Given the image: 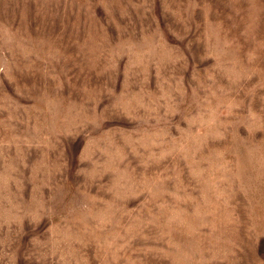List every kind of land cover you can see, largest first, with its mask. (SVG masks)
<instances>
[{"label": "rangeland", "instance_id": "374dc122", "mask_svg": "<svg viewBox=\"0 0 264 264\" xmlns=\"http://www.w3.org/2000/svg\"><path fill=\"white\" fill-rule=\"evenodd\" d=\"M0 264H264V0H0Z\"/></svg>", "mask_w": 264, "mask_h": 264}]
</instances>
